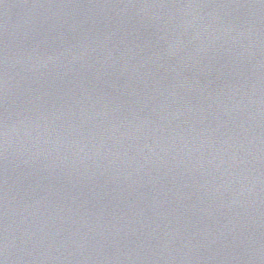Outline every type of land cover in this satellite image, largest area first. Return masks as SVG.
<instances>
[{"label": "water", "instance_id": "1", "mask_svg": "<svg viewBox=\"0 0 264 264\" xmlns=\"http://www.w3.org/2000/svg\"><path fill=\"white\" fill-rule=\"evenodd\" d=\"M0 264H264V0H0Z\"/></svg>", "mask_w": 264, "mask_h": 264}]
</instances>
